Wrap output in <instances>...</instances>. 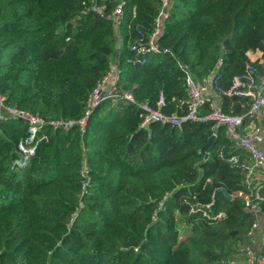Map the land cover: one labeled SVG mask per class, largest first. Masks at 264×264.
I'll list each match as a JSON object with an SVG mask.
<instances>
[{"label": "trees", "instance_id": "trees-1", "mask_svg": "<svg viewBox=\"0 0 264 264\" xmlns=\"http://www.w3.org/2000/svg\"><path fill=\"white\" fill-rule=\"evenodd\" d=\"M90 1L0 0V85L8 104L45 121L79 119L112 65L121 70L118 90L135 101L105 100L83 133L45 125L38 135L45 139L21 170L11 164L27 124L0 122V264H194L196 254L221 264L252 223L233 196L244 176L225 161L246 155L220 127L205 157L211 122L140 128L138 105L155 107L162 97L164 113L184 112L177 61L202 82L221 60L217 83L228 89L248 53L264 54V0H171L157 43L172 55L143 66L129 62L127 26L139 22L151 32L160 1L105 0L106 15L124 2L120 34L89 11ZM248 106L246 98L221 97L223 113L242 115ZM84 160L91 185L79 208Z\"/></svg>", "mask_w": 264, "mask_h": 264}, {"label": "built area", "instance_id": "built-area-1", "mask_svg": "<svg viewBox=\"0 0 264 264\" xmlns=\"http://www.w3.org/2000/svg\"><path fill=\"white\" fill-rule=\"evenodd\" d=\"M161 7L154 21V27L148 32L147 27L139 22L130 23L128 31L133 32V38L128 42L129 51L133 54L130 63L132 65L143 66L155 55H172L169 49L161 48L157 40L162 35L163 22L168 18L171 0H159ZM105 0H91L89 11L101 17L108 19L117 32L120 34L124 23V2H118L109 15H106ZM135 18L133 12L132 20ZM221 65V60L207 78L209 88L216 92L219 98L226 96L229 98H246L249 106L245 114L233 115L223 113L220 107H215L212 97L208 94V87L198 82L188 64L177 61L178 69L184 76V89L187 95L185 110L182 114H166L162 111L165 106L162 97L159 98L155 107L146 104L138 105L142 110V121L140 128H147L151 123H159L171 127H181L184 123L193 122L205 124L212 123V136H216L218 128L224 129V135L233 146L243 151L246 159H241L238 155H231L225 159L231 168L240 171L243 174L242 189L233 193V196L240 199L245 209L252 215L264 214V181L256 185L254 179L257 176H264V151L258 147V144L264 141V126L252 125L246 131H243V124L246 117L254 118L260 116L264 119V54L257 60L249 62L240 75L232 78L231 85L224 90L218 86L217 79L219 75L217 70ZM121 70L116 65H112L105 76L99 80L87 97L85 108L79 119H55L45 121L39 116L26 110L20 109L15 105L8 104L6 96L2 93L0 85V122L23 120L27 124L26 135L17 144V153L19 157L12 161L11 167L14 170L25 168L29 160L35 155L38 144L45 139L39 137L45 125L53 130L68 131L75 127L81 133L84 132L88 117L105 100L122 98L131 103H135L130 92L118 90L117 83L120 81ZM108 85L111 89L106 90ZM207 109L206 112L204 110ZM219 158H223L222 149L218 151ZM81 190L79 195V208L83 207L82 198L87 194L91 185L90 169L86 160L82 162L80 168ZM232 198V196H231ZM209 207V206H207ZM204 216H207L204 213ZM223 214L217 216L222 217ZM75 214L73 215V218ZM208 217V216H207ZM257 227V221L253 220L248 231V235ZM243 264H264V232L259 236L257 252L247 248L243 252ZM221 264H238L234 260L224 258Z\"/></svg>", "mask_w": 264, "mask_h": 264}, {"label": "crops", "instance_id": "crops-1", "mask_svg": "<svg viewBox=\"0 0 264 264\" xmlns=\"http://www.w3.org/2000/svg\"><path fill=\"white\" fill-rule=\"evenodd\" d=\"M263 53L260 51L248 53L247 57L250 62L257 60L260 56H262ZM202 83L204 86L208 87V94L212 97L213 99V104L215 107H220L221 103V98H219L218 94L214 92L212 89L209 88V81L208 79L203 80ZM252 125H258V126H264V119H262L260 116H256L254 118H245L244 124H243V131H246L248 128H250ZM258 147L264 151V141L258 144ZM264 181V176H257L254 179V183L256 185L260 184L261 182ZM251 214V213H250ZM252 222L253 220L257 221V227L252 231L251 235H248V229L246 235L243 237V241L240 243V245L244 246L245 249L249 248L255 252L258 250V243H259V236L261 235L262 232H264V214L260 215H252ZM244 248H240V251L243 250ZM244 251H242L239 255L233 256L234 259H231L230 257L232 255H227L226 258L230 260H234L238 264H243L244 263ZM230 256V257H228Z\"/></svg>", "mask_w": 264, "mask_h": 264}, {"label": "rangeland", "instance_id": "rangeland-1", "mask_svg": "<svg viewBox=\"0 0 264 264\" xmlns=\"http://www.w3.org/2000/svg\"><path fill=\"white\" fill-rule=\"evenodd\" d=\"M240 248H244V246L239 245V248L237 249L238 250L237 253L227 254V255H232L231 257L230 256H228V257H230L231 259H234L233 256H235L236 254L239 255L242 251L245 250V248H244L243 250L240 251ZM192 258H193L194 264H220L219 262H206L205 258H202V257L198 256L197 254L194 257L192 256Z\"/></svg>", "mask_w": 264, "mask_h": 264}, {"label": "water", "instance_id": "water-1", "mask_svg": "<svg viewBox=\"0 0 264 264\" xmlns=\"http://www.w3.org/2000/svg\"><path fill=\"white\" fill-rule=\"evenodd\" d=\"M111 87H112V85H108V86L106 87V90L111 89ZM213 140H214V137L212 136V137L208 140L207 144H206V145L202 148V150H201V153L204 154L205 157H207V153H206V152L208 151V148L211 146ZM218 191H220V192L224 195V197H225L227 200H230V199H231V196L228 195V194L225 192V190H223V189H219ZM235 233H236V232H235Z\"/></svg>", "mask_w": 264, "mask_h": 264}]
</instances>
